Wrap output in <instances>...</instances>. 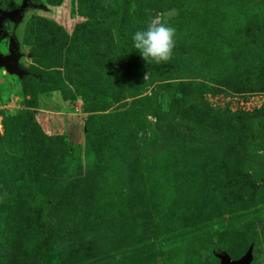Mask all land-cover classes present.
I'll return each mask as SVG.
<instances>
[{
  "label": "rangeland",
  "instance_id": "374dc122",
  "mask_svg": "<svg viewBox=\"0 0 264 264\" xmlns=\"http://www.w3.org/2000/svg\"><path fill=\"white\" fill-rule=\"evenodd\" d=\"M40 1L0 43V264H264V0Z\"/></svg>",
  "mask_w": 264,
  "mask_h": 264
},
{
  "label": "clouds",
  "instance_id": "9594fccd",
  "mask_svg": "<svg viewBox=\"0 0 264 264\" xmlns=\"http://www.w3.org/2000/svg\"><path fill=\"white\" fill-rule=\"evenodd\" d=\"M132 45L147 63H167L176 46V29L160 18H153L145 29L133 34Z\"/></svg>",
  "mask_w": 264,
  "mask_h": 264
},
{
  "label": "water",
  "instance_id": "95a60500",
  "mask_svg": "<svg viewBox=\"0 0 264 264\" xmlns=\"http://www.w3.org/2000/svg\"><path fill=\"white\" fill-rule=\"evenodd\" d=\"M43 8L44 6L40 0H23L18 7L9 10L2 3V0H0V43L5 33V21L9 20L13 25L18 26L27 9ZM174 14H176V12H174ZM7 39L9 41V51L6 55L0 51V70H3L8 75L22 78L26 75V71L19 66V61L22 57L19 44L12 34H7ZM251 259V252L248 251L247 254L239 260H231L229 257L224 256L222 261L223 264H250Z\"/></svg>",
  "mask_w": 264,
  "mask_h": 264
},
{
  "label": "flooded vegetation",
  "instance_id": "af4514ba",
  "mask_svg": "<svg viewBox=\"0 0 264 264\" xmlns=\"http://www.w3.org/2000/svg\"><path fill=\"white\" fill-rule=\"evenodd\" d=\"M22 1H23V0H20V2H22ZM20 2H19V3H20ZM2 3H3V2H2ZM3 4H4V3H3ZM18 5H19V4H18ZM17 7H18V6H17ZM7 21H9V20H7ZM5 39H6V38H5ZM6 40H7V39H6ZM6 42H7V52H6V54H7L8 51H9V48H8V47H9V42H8V40H7ZM6 54H5V55H6ZM26 74H28V71L26 72ZM26 76H27V75H24L22 78H24V77H26Z\"/></svg>",
  "mask_w": 264,
  "mask_h": 264
},
{
  "label": "trees",
  "instance_id": "16d2710c",
  "mask_svg": "<svg viewBox=\"0 0 264 264\" xmlns=\"http://www.w3.org/2000/svg\"><path fill=\"white\" fill-rule=\"evenodd\" d=\"M175 12H176V11H175ZM176 13H177V12H176ZM26 75H27L26 77L28 78V77L30 76L29 72H28V74H26Z\"/></svg>",
  "mask_w": 264,
  "mask_h": 264
}]
</instances>
